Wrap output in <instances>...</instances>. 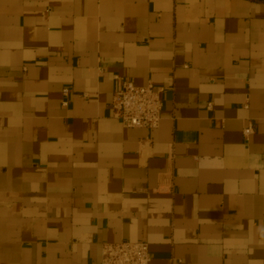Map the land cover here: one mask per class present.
I'll return each mask as SVG.
<instances>
[{"label": "crops", "instance_id": "crops-1", "mask_svg": "<svg viewBox=\"0 0 264 264\" xmlns=\"http://www.w3.org/2000/svg\"><path fill=\"white\" fill-rule=\"evenodd\" d=\"M116 75L166 88L159 127L113 115ZM121 240L264 264V0H0V264Z\"/></svg>", "mask_w": 264, "mask_h": 264}, {"label": "built area", "instance_id": "built-area-1", "mask_svg": "<svg viewBox=\"0 0 264 264\" xmlns=\"http://www.w3.org/2000/svg\"><path fill=\"white\" fill-rule=\"evenodd\" d=\"M115 87L111 106L113 115L126 127L157 128L162 119L165 87L152 80L146 85H136L131 78L114 77ZM74 92L71 87L62 89V105L68 107ZM88 97V93H83ZM254 133L252 124L247 125L243 134L246 140ZM151 252L146 241L121 240L105 242L99 264H150Z\"/></svg>", "mask_w": 264, "mask_h": 264}]
</instances>
